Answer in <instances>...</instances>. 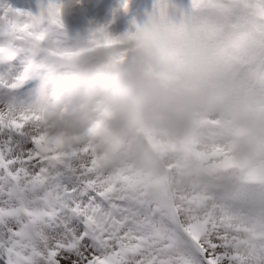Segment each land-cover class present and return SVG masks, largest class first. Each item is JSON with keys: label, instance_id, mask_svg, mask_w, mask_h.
Segmentation results:
<instances>
[{"label": "clouds", "instance_id": "1", "mask_svg": "<svg viewBox=\"0 0 264 264\" xmlns=\"http://www.w3.org/2000/svg\"><path fill=\"white\" fill-rule=\"evenodd\" d=\"M83 0H40L28 27L0 26V64L31 58L20 87L34 80L27 103L8 101L0 119L20 121L50 154L73 166L95 157L108 169L158 174L173 164L187 182L197 152L227 147L237 165L264 168V32L228 3L195 0L194 14L172 0L122 32L90 25L69 37L62 19Z\"/></svg>", "mask_w": 264, "mask_h": 264}, {"label": "snow or ice", "instance_id": "2", "mask_svg": "<svg viewBox=\"0 0 264 264\" xmlns=\"http://www.w3.org/2000/svg\"><path fill=\"white\" fill-rule=\"evenodd\" d=\"M33 16L0 3L9 31ZM25 131L0 119V264H264V168L227 147L197 152L185 182L175 164L73 166Z\"/></svg>", "mask_w": 264, "mask_h": 264}, {"label": "rangeland", "instance_id": "3", "mask_svg": "<svg viewBox=\"0 0 264 264\" xmlns=\"http://www.w3.org/2000/svg\"><path fill=\"white\" fill-rule=\"evenodd\" d=\"M194 2L195 0H172L180 11L189 14H194ZM0 3L35 14L38 12L40 0H0ZM153 3L154 0H83L82 5L66 10L62 19L63 32L69 37H75L92 24L107 26L116 33L122 32L131 25L134 18L142 17L146 11L151 10ZM202 3L207 7L199 14L208 15L212 11V5L228 3V0H202ZM232 3L243 8L255 4L256 15L245 17V22L250 27L264 32V0H232ZM30 64L31 58L23 52L10 63L0 64V108L8 101L18 105L27 103L35 81L28 80L15 89L10 86L28 72ZM261 71L264 72V67ZM7 74L9 75L6 76ZM257 87L264 90V80H258Z\"/></svg>", "mask_w": 264, "mask_h": 264}, {"label": "bare ground", "instance_id": "4", "mask_svg": "<svg viewBox=\"0 0 264 264\" xmlns=\"http://www.w3.org/2000/svg\"><path fill=\"white\" fill-rule=\"evenodd\" d=\"M12 74V73H11ZM9 74H7L6 76H8Z\"/></svg>", "mask_w": 264, "mask_h": 264}]
</instances>
